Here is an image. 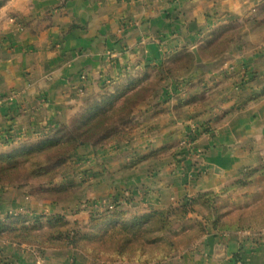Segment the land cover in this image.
Segmentation results:
<instances>
[{
	"label": "crops",
	"instance_id": "obj_1",
	"mask_svg": "<svg viewBox=\"0 0 264 264\" xmlns=\"http://www.w3.org/2000/svg\"><path fill=\"white\" fill-rule=\"evenodd\" d=\"M260 2L0 0V97L11 96L0 104V151L31 140L36 128L69 120L103 82L191 52L221 26L238 24L240 31L212 72L191 74V67L164 79L156 98L135 113L125 140L81 146L66 175L75 185L66 203L19 201L18 191L0 187V196H12L1 202L0 216L57 210L83 225L101 209L99 199H115L137 213L164 208L217 191L236 180L241 169L262 164L264 23L250 19ZM200 122L213 134L195 138L193 156L185 138L190 125ZM81 197L91 202L73 211L64 206ZM38 252L43 264H103L73 249L41 253L0 239V264H37ZM236 257L242 264H264V229L210 231L151 264H236Z\"/></svg>",
	"mask_w": 264,
	"mask_h": 264
},
{
	"label": "trees",
	"instance_id": "obj_2",
	"mask_svg": "<svg viewBox=\"0 0 264 264\" xmlns=\"http://www.w3.org/2000/svg\"><path fill=\"white\" fill-rule=\"evenodd\" d=\"M239 34L238 24L217 28L198 46L200 55L220 56ZM193 60L190 51L177 52L159 65H145L139 72L127 71L103 82L68 122L36 128L31 140L0 151V187H29L27 194L33 199L60 204L75 186L66 181L75 152L85 144L125 140L140 107L156 98L164 79L189 71ZM200 124L205 134H213L207 123ZM191 134L186 137L194 142L199 134ZM33 213L31 217L23 212L5 214L0 219V239L34 246L41 253L73 249L100 260L162 262L210 231L264 229V162L241 169L236 180L217 191H203L164 208L137 213L112 201L104 211L91 212L87 225L71 222L57 210Z\"/></svg>",
	"mask_w": 264,
	"mask_h": 264
},
{
	"label": "rangeland",
	"instance_id": "obj_3",
	"mask_svg": "<svg viewBox=\"0 0 264 264\" xmlns=\"http://www.w3.org/2000/svg\"><path fill=\"white\" fill-rule=\"evenodd\" d=\"M261 2H260V5H258V8L254 11V16H255V14H257V12H259V14H257V16H255V17H252V18H250V19H257V20H260L262 23H264V0H260ZM83 103V101L82 102H80V105ZM80 105H78V107H77V109L80 107ZM77 109H75V111L77 110ZM74 114H72V116H73ZM71 115L69 116V118L70 117H72ZM68 118V119H69ZM71 119V118H70ZM69 119V120H70ZM69 120H67V121H64V122H68ZM83 176V173L82 174H80V177H82ZM8 188L7 190H16V191H18L19 192V201L20 200H23L24 198H26V199H28L29 197H31L30 195H28L27 194V190L29 191V187L28 188H22V189H16V188H12V187H10V186H4L3 188ZM4 192H6V191H4ZM3 192V193H4ZM7 193H9V192H6V193H4L2 196H0V204H1V202H3L4 204H7L8 202H9V200L10 199H12ZM70 196V195H69ZM68 196V197H69ZM3 197V199H1ZM68 200H65L64 201V203H66ZM112 201H115V199H110V200H104V199H102V200H98V202L99 203H102L103 205L101 206V211H104L105 209H107V207H109L110 205H112ZM88 202H91V200H89V199H82V197L81 198H79L78 200H75V201H72V202H69V203H67L66 205H64V206H66L68 209H70V210H76V208H78L77 206H78V204L80 203L81 205V207H79V208H84V205L86 206V205H88L87 203ZM91 208V207H90ZM7 209V208H6ZM100 210H98L97 212H101ZM7 211H8V209H7ZM72 211H70V212H72ZM8 213V212H7ZM9 213H11V212H9ZM46 213H48L49 214V212H46ZM25 214H27L28 216H34V215H36V214H34L33 212L32 213H25ZM39 214V213H38ZM47 214V215H48ZM4 213L0 216V219H2L3 217H4ZM41 216V215H40ZM85 216H86V214H84V215H82V216H80L79 218H80V220H83L84 218H85ZM85 220H88L87 222H84L83 223V225H87L88 224V222H89V219H88V216H87V218L85 219ZM81 225V224H80ZM88 257H90V256H88ZM91 258H93V257H91ZM93 259H97V258H93ZM97 260H100V259H97ZM102 262H103V264H113V263H115V262H120V261H107V260H101Z\"/></svg>",
	"mask_w": 264,
	"mask_h": 264
},
{
	"label": "water",
	"instance_id": "obj_4",
	"mask_svg": "<svg viewBox=\"0 0 264 264\" xmlns=\"http://www.w3.org/2000/svg\"><path fill=\"white\" fill-rule=\"evenodd\" d=\"M191 52L193 53L194 60H193V66L191 69V74H197V73H210L213 69H215L217 66H219L223 59L226 57V53L221 54L220 56L214 58L213 60L207 61L204 60L203 57L200 55V52L198 50L197 46H193L191 48ZM223 253L222 251L218 254V257H222Z\"/></svg>",
	"mask_w": 264,
	"mask_h": 264
},
{
	"label": "built area",
	"instance_id": "obj_5",
	"mask_svg": "<svg viewBox=\"0 0 264 264\" xmlns=\"http://www.w3.org/2000/svg\"><path fill=\"white\" fill-rule=\"evenodd\" d=\"M148 1H151V0H148ZM12 96H13V95H12ZM9 97H11V96H4V97L1 96V97H0V104H2V102L4 101V99H7V98H9ZM200 123H201V122H200ZM200 123H194V124L190 125L189 132H191L192 134H201V135L205 134V133H204V127L201 126ZM199 124H200V126H199ZM185 142H186V145H187L188 148H189V152L193 153V156L197 155L198 151L195 150V149L192 150V148H191V145H192L193 141H191V140L189 139V137H186V138H185ZM31 213H32V212H31ZM36 257H37V264H43V259H42V257H41V255H40L39 252L36 253ZM235 263H236V264H242V261L240 260L239 257H236V259H235ZM113 264H121V263H120V262H115V263H113Z\"/></svg>",
	"mask_w": 264,
	"mask_h": 264
}]
</instances>
